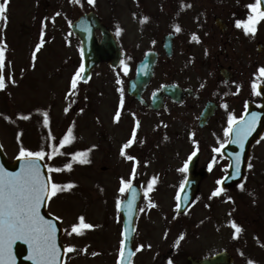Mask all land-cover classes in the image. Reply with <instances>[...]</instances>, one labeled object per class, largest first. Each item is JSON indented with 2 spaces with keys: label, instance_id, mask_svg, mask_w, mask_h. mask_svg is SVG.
I'll use <instances>...</instances> for the list:
<instances>
[{
  "label": "rangeland",
  "instance_id": "1",
  "mask_svg": "<svg viewBox=\"0 0 264 264\" xmlns=\"http://www.w3.org/2000/svg\"><path fill=\"white\" fill-rule=\"evenodd\" d=\"M173 1L175 0H137V2L133 0H95L94 4H89L87 0H80V3H76V0H31V5L27 9L26 0H14L17 13L12 5L6 13L7 22H1L0 41L6 44L3 68L6 87L0 90V111L10 116L12 120L11 116L16 118L17 115L42 118V114L47 112L48 115L55 116L57 125H51V130L58 134L65 130L71 120L74 123L73 116L62 117L64 115L62 108H75L77 131H75L74 125L68 127V129H72L75 136L72 141L74 145L71 144V148L63 149L65 158L59 161L60 165L57 160L52 158L51 160L47 154L45 155V160L52 168H61L69 162L73 165L72 156L66 157V149L77 148L78 152H85L83 149L87 148L92 150L87 152L90 163L81 164L77 160V163L80 164L77 168L72 166L71 170L61 168V171H52V183L73 185V187L58 191L54 196H51V201L48 204V211L61 219L64 228L62 241L66 250L69 247L73 249L67 251L65 264H117L122 242L120 233L122 219L117 211V201L121 202L125 197L119 191L121 179H132L134 165L136 167L135 178H137L141 163L146 157L151 156L158 163L163 162L161 155L157 154L147 143L140 148L139 143L133 142L130 147L124 149L125 155H121L123 145L130 139L124 131L125 123L118 125L119 122L115 121V116L117 111L121 115L122 110L120 89H123L124 97L126 86L123 73L125 74L124 65H128L127 55L117 70L114 71L106 65H100L93 72L88 84L83 85L78 80L77 87L73 90L75 94H69L72 78L80 67L78 63L81 56L77 42L76 71L72 63L75 59L73 57L75 56L76 39L70 35V25L83 12H88L90 8H93L115 32L121 49L130 56L129 58L138 60L146 51L153 49V43H157V46L160 47L163 35L172 28L168 17ZM191 1L194 4L195 0ZM175 3L171 14L173 24L182 27L189 22V17L191 13H195V10L188 9L187 11L190 13L187 14L184 7L186 8L189 3L184 0H177ZM56 13H60V15L56 16ZM201 14L202 12L198 11L195 16L200 18ZM145 16L148 17L147 24L142 22ZM53 18L55 22H53ZM189 27L191 28V26ZM118 30L119 34H117ZM42 31L44 43L38 51L39 55H36V59L33 61L32 52L40 42ZM258 32L260 33L258 41L264 43V24H258ZM187 38L182 33L178 48L180 52H177L175 57L178 68L186 65L185 60L183 61L184 53L181 50L183 41ZM154 39L157 41L154 42ZM159 47L158 50H160ZM192 50L193 65H191L190 71L193 73L198 67L201 69L200 60L203 59V53L201 54L200 45L195 46ZM258 62L261 63V59ZM168 70L169 68L161 66L157 81L168 80L166 79ZM118 80L121 83H117ZM47 103L57 104L54 114H50L51 110L48 105L44 107V104ZM90 109H93V112ZM9 123L12 126L5 124L4 127L0 121V138L10 160H13L21 149V146L14 141L15 139L21 141L24 147L32 142V145L26 148L31 151H39L41 142L45 141L40 125L36 122L37 127L35 124L32 126L25 122L9 121ZM58 123L61 129H59ZM29 126L33 130L32 134L29 132ZM99 132H102L104 136ZM103 137L107 139V142ZM203 139L204 137L189 134L183 138L181 144L201 148L204 144ZM127 155H132L136 159L129 160ZM208 158H210L209 154H205V159ZM148 166L152 167V171L157 167L151 164L146 165L143 171L141 168V173L149 174ZM148 183L149 180L145 187ZM249 184L247 179L244 185L249 187ZM157 199H161V196L155 200L152 198L156 204L158 203ZM169 202L171 203L168 198L167 203ZM158 205L160 209L168 207V204L164 205L160 202ZM80 216L85 218V223L92 224L93 228L83 229L81 235L69 234L72 225L79 223ZM141 216L142 212L138 215L139 220L136 222L134 243L136 258L133 264H142L143 258L146 256L141 247V243L144 242L142 224L141 228L139 226L140 219L143 220ZM161 216L171 217L172 215L167 209L164 213L162 212ZM149 223L152 232L156 231L158 239L156 244L160 250L157 252L155 264H170L167 262V257L174 239L182 232L181 227L176 228L173 219H164L159 216ZM149 245L150 242L148 243L146 240V246ZM152 258L153 256L147 258L150 264ZM237 264L243 263L238 262Z\"/></svg>",
  "mask_w": 264,
  "mask_h": 264
},
{
  "label": "flooded vegetation",
  "instance_id": "2",
  "mask_svg": "<svg viewBox=\"0 0 264 264\" xmlns=\"http://www.w3.org/2000/svg\"><path fill=\"white\" fill-rule=\"evenodd\" d=\"M26 1L29 7L31 0ZM200 1L201 5L197 2L192 6L202 12V17L190 18V23L180 27V32H176V25L171 23L172 28L163 35L160 47L157 43L152 44V50L159 53V59L154 78L143 93L144 102L129 96L131 75L129 72L126 75L122 115L125 132L131 139L135 129V140L140 148L147 143L163 159V162H157L158 166L148 176L149 182L156 177L152 190L148 191L145 187L147 182L144 183V200L140 205L143 211L140 210V213L142 212L144 240L141 246L146 256L142 264H150L147 258L152 256L151 264H155L157 252L160 250L156 244V231L152 232L149 222L152 223L157 216L166 217L161 214L167 209H160L158 203L167 201L168 198L171 201L168 211L172 215L173 224L182 230L170 249V260L173 263L189 264V259L205 260L228 252L234 258L233 264H264V131L251 146L248 165L251 164L252 167H248L249 171L247 170L244 179V183L249 180L250 186L241 189L244 193L234 194L231 204L226 200L223 184H217L218 180H224L229 166L224 149L230 136H235V130L230 136L225 135L229 116L234 115L239 120L242 116H247L248 112L252 115L263 107L264 98L260 88L264 86V76L260 75L259 69L264 67V43L258 41V26L255 35H245L242 29L235 27L237 19L247 18L250 10L246 6L255 0ZM7 5V9L14 5L17 13L14 0H8ZM172 5L176 3L173 2ZM260 23L264 24V20ZM182 33L188 37L183 41L181 50L186 65L178 68L175 57L180 52L178 48ZM169 34L173 36L172 56L167 57L163 39ZM193 34L199 37V42L192 39ZM199 45L201 54L203 53V59L199 58L202 70L198 67L192 73V49ZM259 46L263 48L260 52ZM259 59L261 63L258 62ZM137 63L138 61L128 57V69H133V66L136 69ZM161 66L169 68L166 74L168 80L157 81ZM74 67L77 69V59ZM254 81L260 95L253 91ZM154 96L157 99L155 107L159 110L151 109ZM225 104L227 108L224 107ZM75 127L77 129V120ZM263 127L264 122L257 118L251 133ZM189 134L204 137L203 146L194 148L182 145L183 138ZM217 148H220L219 152L215 151ZM193 152L198 153V156L191 163L189 158L193 156ZM205 154H209L210 158L206 160ZM150 160L154 159L146 157L141 163L142 171ZM186 162L188 171L182 173L179 169ZM191 174L200 178L195 205L185 214L179 215V201L176 197L181 194V184L185 186ZM138 176L144 179L146 174L142 172ZM218 187L225 190L218 196H212ZM160 196L161 199L156 200L158 203H154L155 198ZM227 206L230 208L227 209ZM233 221L240 226L239 233L231 226ZM146 240L151 246H146Z\"/></svg>",
  "mask_w": 264,
  "mask_h": 264
},
{
  "label": "snow or ice",
  "instance_id": "3",
  "mask_svg": "<svg viewBox=\"0 0 264 264\" xmlns=\"http://www.w3.org/2000/svg\"><path fill=\"white\" fill-rule=\"evenodd\" d=\"M89 4H94L95 0H87ZM76 3H80V0H76ZM8 0H3L0 3V21L7 22L6 10H7ZM190 7L191 5H187ZM250 11L246 19H237L235 21V27L242 29L245 35H255L257 31V26L260 21L264 20V0H255L254 3H250L246 6ZM56 16L60 13H56ZM47 19V18H45ZM148 19L147 16L143 17V21ZM53 22H55L53 18ZM175 31L180 32L181 28L179 25L175 26ZM119 34V30L117 31ZM43 31L41 32L40 42L35 46V50L32 54V59L35 61L36 53L40 50L44 43ZM192 39L199 42V37L193 34ZM5 48L6 44L0 41V90L6 87L5 78L3 75V68L5 63ZM207 54V50H206ZM123 63V62H122ZM34 66V64H33ZM146 67V66H145ZM125 73L128 71V66L124 65ZM85 72V65L82 63L78 71L74 74L71 81L70 95H74V91L77 87V82L83 79L82 73ZM260 75L264 76V67L259 69ZM15 83V81H12ZM117 83H121L119 80ZM253 91L256 95H260L257 91V83L254 81L252 85ZM121 91L120 105L123 106V89ZM227 108V105H224ZM68 109H65L67 112ZM44 124L48 125V113L44 114ZM27 119L28 117H24ZM120 118V112L117 111L115 119L118 121ZM257 122V114L252 113L251 118L247 116H242L239 120L234 115H230L228 119V128L225 129V135H231L233 130H235V140L234 143L240 145L241 148L244 146V141L248 135L254 130ZM136 127H139V121L136 122ZM136 138V131L133 130L132 138L123 145L121 150V155H125L124 149L130 147ZM75 139L72 129L69 128L67 134L61 139L59 147H63L65 144H70ZM95 147V146H93ZM223 147V145H221ZM90 151V150H89ZM216 152L220 151V148L215 149ZM61 154L58 148L54 147L53 151L48 153L49 159L53 156ZM195 152L192 153L195 156ZM46 153L43 149L39 151H31L21 147L19 158L22 161L20 166V171L16 173H10L6 170L0 168V264H16V258L13 254V246L16 241H24L28 245V259L33 262V264H61V252L60 247L57 244V225L51 219H46L44 215L41 214V207L54 196L58 191L66 190L73 187L72 184L59 185L51 182V176L47 179L45 178L43 172L41 171V164L39 161L43 160ZM86 152H76L73 154V161H77L81 164L90 163L87 158ZM83 157V159H80ZM127 159L135 160L136 158L132 155H127ZM191 159V157L189 158ZM235 174L240 173V156L235 157ZM138 163V161H137ZM249 168L252 167L251 164L248 165ZM63 169L71 170L72 163L69 162L63 165ZM211 169V164L209 165ZM61 168H50L49 172L61 171ZM182 173L188 171V163L186 162L182 168L179 169ZM136 176V167L133 166L132 169V179ZM132 179L124 180L121 179V187L119 189L121 194L126 191H130L132 194V200L129 201L128 214L131 216L133 213V201L136 199V189L133 187ZM227 179V177L225 178ZM156 182V177L147 185V190L151 191L153 184ZM223 180H218L217 184H223ZM181 189L184 185L181 184ZM242 188L243 185H240ZM225 189L218 187L212 196H218ZM147 196V192H145ZM176 199L179 201L180 196L178 195ZM228 199H232L229 197ZM120 201H117V208H120ZM177 204V208H179ZM143 211V209H140ZM59 219V218H57ZM78 224H73L71 227V232L78 235L83 234V229H91L93 225L90 223H85V218L80 216ZM231 226L235 229L237 233L241 231L240 226H238L234 221L231 222ZM142 247V246H141ZM72 248H68L67 251H72ZM124 241L121 242L120 249V264H124ZM130 264V261H129ZM171 264V262H170ZM251 264V262H249Z\"/></svg>",
  "mask_w": 264,
  "mask_h": 264
},
{
  "label": "water",
  "instance_id": "4",
  "mask_svg": "<svg viewBox=\"0 0 264 264\" xmlns=\"http://www.w3.org/2000/svg\"><path fill=\"white\" fill-rule=\"evenodd\" d=\"M99 29L102 32L103 39L99 43L95 35V31ZM74 34H76L83 44V59L85 65V72L83 73V81H87L91 75L93 69L100 63H108L112 67H117L121 60V52L119 47L113 38L112 34L101 24L99 17L94 13H90L81 17L74 25L72 26ZM149 62L154 64V58L152 55H149ZM148 56V57H149ZM148 60L143 64H140L138 67V73L135 80H133L134 86H132V91H134V96L139 97L142 90L146 87L153 75V68L147 69ZM146 66V67H145ZM249 156V147L246 155L244 156V165L241 166L240 172H244L245 163L248 160ZM22 161L17 159L14 164H10L4 155L2 148L0 146V168L6 170L10 173H16L20 171ZM41 164V171L43 172L45 178H48L46 169L42 161H39ZM235 159L233 160V165L231 166L232 173L229 179L226 182V186H232L237 183L240 179V173L235 174ZM132 194H130L129 199L120 205V212L124 218V234H125V253H124V264H129L133 256L132 242L134 237V222L138 212V205L140 197L136 195V199L133 201V213L130 216L128 214L129 201L132 200ZM48 201V199H47ZM47 202L41 207V214L45 216L46 219H51L57 225V244L60 247L61 252V264H63L64 258V248L60 243V238L62 236V228L60 223L49 216L46 213ZM13 254L16 258V264H33L32 261L28 259L29 251L28 245L24 241H16L13 246ZM223 256H217L216 258L208 262H200L198 264H224Z\"/></svg>",
  "mask_w": 264,
  "mask_h": 264
}]
</instances>
